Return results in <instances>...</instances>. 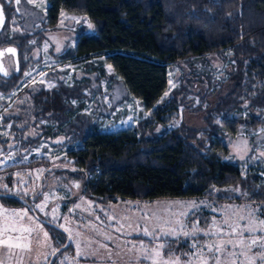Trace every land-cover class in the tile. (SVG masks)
Here are the masks:
<instances>
[{
  "label": "trees",
  "instance_id": "1",
  "mask_svg": "<svg viewBox=\"0 0 264 264\" xmlns=\"http://www.w3.org/2000/svg\"><path fill=\"white\" fill-rule=\"evenodd\" d=\"M0 3L6 18L0 32V49L14 46L18 51V72L13 65L8 78L0 77V92L8 95L26 69L29 59L25 57L29 58L31 48L28 41L35 34L11 33L18 12L2 0ZM47 3L46 28L55 27L61 11L86 16L93 25V34H85L84 28L81 29L74 48L65 58L103 56V63L118 77L114 84L122 93L120 100L136 99L147 114L132 128L107 133L88 116L70 117L74 114L70 101L86 99L84 91L93 90L91 81L70 87L59 83L50 91L40 89L32 95L35 104L41 105L42 116L49 114L51 121L68 132L73 131L74 138L81 143L67 156L73 164L71 175L82 177V197L105 205L119 200L214 197L215 189L238 188L248 201L264 204V185L258 177L252 173L243 175L238 163L225 160L226 139L235 136L242 125L254 129L264 125V0H47ZM226 51L230 52L232 62L224 84L227 92L206 111L204 127L190 128L183 122L177 123L179 106L187 105L190 91L182 85L163 98L169 65L177 60L203 59L209 54L222 57ZM205 74L199 70L194 73L200 79H206ZM94 89L99 92L97 85ZM206 98L200 97L198 110ZM244 109L249 112L245 116ZM33 162L28 167L39 164ZM0 193L16 195L1 190ZM16 196L27 206L12 197H0V202L5 207H19L28 212L33 208L30 198ZM194 216L202 224L208 217L204 213ZM45 226L52 234H63ZM170 244L164 247V254L174 247ZM178 248L188 250L185 243ZM54 263L55 257L51 264Z\"/></svg>",
  "mask_w": 264,
  "mask_h": 264
},
{
  "label": "rangeland",
  "instance_id": "2",
  "mask_svg": "<svg viewBox=\"0 0 264 264\" xmlns=\"http://www.w3.org/2000/svg\"><path fill=\"white\" fill-rule=\"evenodd\" d=\"M2 1L14 7L13 0ZM47 6V0H20L15 8L18 17L10 27L11 33L35 35L28 41L30 55L25 60L29 61L18 85L8 95L0 92V160L6 161L5 164L0 163L1 191L30 198L32 207L43 219L62 231L68 229L65 235L73 238L75 247L79 245L80 249L76 251L84 252L88 264H121L122 260L128 259H135L136 264H145L144 260L149 264L151 259L143 258L144 250L151 253L163 241H167L168 247L170 243L174 245L167 254L163 248L161 255L164 259L179 257L181 264L190 260L198 264L196 258L189 254L208 253L205 245L226 241L234 235L229 225L242 229L250 212L264 221V204L248 201L238 188L215 189L212 192L214 197L119 200L105 205L82 197V177L71 175L73 164L67 156L81 143L74 138L73 131L68 132L51 121L49 114L42 116L41 105L35 104L32 95L40 89L50 91L59 83L70 87L91 81L93 90L84 91L86 99L70 101L74 109L70 117L75 114L88 116L91 121H96L102 132L107 133L132 128L147 114L136 99L127 97L120 100L122 93L114 84L118 77L114 76L109 65L103 63V56L65 58L74 48L82 28L85 34L94 33L92 22L86 16L61 11L55 27L46 28L44 15ZM229 55L230 52L226 51L222 57L209 54L203 59L177 60L169 65L168 85L163 98L182 85L190 91L187 105L179 106L177 123L183 122L190 128L204 127L206 111L212 109L218 98L227 92L224 84L232 64ZM3 62L10 75L14 65L11 57L4 58ZM198 70L207 72L206 79L194 75ZM96 85L99 92L94 89ZM203 95L207 96L206 102L198 110L199 99ZM112 104L115 105L114 110L108 113ZM248 113L247 109L242 112L244 116ZM4 119H7L6 123ZM225 144L228 150L225 160L238 163L243 175L255 174L259 183L264 185V125L257 129L242 125L235 136L225 140ZM33 161L39 164L28 167ZM199 213L208 215L205 224L195 218L194 214ZM8 226L31 229L33 236L39 235L41 244L45 240L43 233L47 232L50 247L41 251L48 253L57 250L66 240L64 234H52L27 209L5 207L0 202V230ZM193 229L196 230L194 235H183V232H192ZM170 230L171 235L162 236ZM19 234V231L11 233L13 236ZM256 236H264V231L256 232ZM244 238L248 239L247 232H244ZM183 243L188 246L187 251L178 248ZM232 251L229 246L225 253L219 255H230ZM259 252L258 247H253L251 254L255 256ZM63 253L55 256L54 264H58ZM50 256L45 258L35 251L26 255L19 249L0 246V264H37L40 261L47 264ZM208 264H216V261L209 256ZM255 264H260L259 260Z\"/></svg>",
  "mask_w": 264,
  "mask_h": 264
},
{
  "label": "snow or ice",
  "instance_id": "3",
  "mask_svg": "<svg viewBox=\"0 0 264 264\" xmlns=\"http://www.w3.org/2000/svg\"><path fill=\"white\" fill-rule=\"evenodd\" d=\"M16 2L19 3L20 0H16ZM91 27L92 25L89 24V28ZM7 51L13 54L15 53V50L11 48L7 49ZM0 55H2V53H0ZM4 74L7 75L6 72ZM26 75H30V73H27ZM229 227L234 235H230L226 241H223L221 243H213L211 245H205V247H208V253L199 251L190 253L189 255L194 256L198 264H208L209 256L212 260L216 261V264H222V262L223 264H255L257 260H259L260 264H264V236H256V232L264 231V221H261L259 217L254 214V212H250L247 217V224L242 229L233 227L232 225H229ZM64 230L66 232L68 231V229ZM13 231H19L20 234L13 236L11 235ZM195 231V229H193L192 232L185 231L183 232V235H194ZM244 232L248 233L247 240H245L244 238ZM145 234H147V231ZM171 234L172 232L170 230L168 232L162 233V236ZM205 235H208V233H205ZM0 236L4 237L3 239H0V246L7 247L10 250L19 249L26 255H30L35 251L47 258L49 254L55 255L56 252V249H53L51 253L41 251V249L44 247H50V244L47 240V232L43 233V236L45 238L43 244H41L39 235L33 236L32 231L29 228H24L21 230L11 226L4 227L2 230H0ZM30 237L31 240L29 239ZM69 239L73 238L70 236ZM153 239L157 238L153 236ZM57 243H59V241H57ZM33 245L35 246L33 247ZM166 246H168L167 241H163L161 243H158L151 253H149L148 250L145 249L143 252V258L151 259L152 264H181L179 257H170L168 259H164L162 257L161 252ZM229 246H231V248L233 249L230 255H219L220 253H225ZM193 247L197 248L198 246L193 245ZM253 247H258L260 249V252L255 256L251 254ZM77 248L79 249V245H77ZM77 255L83 256L84 252L78 251ZM241 257H243V259H241ZM64 260L69 261V264H71V261L68 257H64ZM62 264H64V261H62ZM187 264H194V261L190 260L187 262Z\"/></svg>",
  "mask_w": 264,
  "mask_h": 264
},
{
  "label": "water",
  "instance_id": "4",
  "mask_svg": "<svg viewBox=\"0 0 264 264\" xmlns=\"http://www.w3.org/2000/svg\"><path fill=\"white\" fill-rule=\"evenodd\" d=\"M17 4H18V3L16 2V0H13L14 8H16ZM5 20H6V18H5L4 12H3V6H2V4L0 3V32H1L2 29H3V26H4V24H5ZM9 48L14 49V50H15V53L13 54V53L8 52L7 49H9ZM0 53H2V55H0V77H5V76H6V75L4 74V73L6 72V68H5L4 64H3V58H4L5 56H11V57H12V60H13L14 66H15V71L18 72L19 67H18V51H17V49H16L14 46H7V47H5L4 49H0ZM42 190H43V188H41V191H42ZM0 197H12V198L17 199L18 201H20L23 205L27 206L26 202H25L22 198H20V197H18V196H16V195H8V194H2V193H0ZM29 212L31 213V215H32L34 218H36L37 220H39V221H40L41 223H43L44 225H48V226H51V227H53V228H55V229H57V230H59V231H62V230L59 229L58 227H55V225H54L53 223H51V222H49V221H47V220L41 219V218L36 214V212H35V210H34L33 208H29ZM62 232H64V231H62ZM64 234H65V232H64ZM69 244H70V239H69L68 236L66 235V241H65L64 245H62L61 247H59V248L56 250L55 255L50 256V258H49L47 264H51L53 258H54V257H55L60 251H62L63 249H65Z\"/></svg>",
  "mask_w": 264,
  "mask_h": 264
},
{
  "label": "crops",
  "instance_id": "5",
  "mask_svg": "<svg viewBox=\"0 0 264 264\" xmlns=\"http://www.w3.org/2000/svg\"><path fill=\"white\" fill-rule=\"evenodd\" d=\"M64 232H63V234H64ZM65 237H66V235H65ZM67 247H69V248L66 251H64V253L62 254L61 258L59 259L58 264H62V261H64V264H69V261H65L64 257H68L70 259V261H71V264H88V259L86 258L85 255H83V256H78L77 255L76 249H78V248H77V245L75 247L72 244V239L70 240V244ZM79 249H80V247H79ZM143 262L145 264L147 263V261H145V260ZM41 263L42 262L40 261L37 264H41ZM132 263L136 264V260L135 259L134 260L128 259V260H122L121 261V264H132ZM149 264H152L151 260L149 261Z\"/></svg>",
  "mask_w": 264,
  "mask_h": 264
},
{
  "label": "flooded vegetation",
  "instance_id": "6",
  "mask_svg": "<svg viewBox=\"0 0 264 264\" xmlns=\"http://www.w3.org/2000/svg\"><path fill=\"white\" fill-rule=\"evenodd\" d=\"M6 57H11V56H5L4 58H6ZM4 58H3V60H4ZM11 59H12V57H11ZM13 61V60H12ZM3 64H4V62H3ZM4 66H5V64H4ZM5 68H6V73H7V75L4 77V78H8L9 77V70H8V67H6L5 66Z\"/></svg>",
  "mask_w": 264,
  "mask_h": 264
},
{
  "label": "built area",
  "instance_id": "7",
  "mask_svg": "<svg viewBox=\"0 0 264 264\" xmlns=\"http://www.w3.org/2000/svg\"><path fill=\"white\" fill-rule=\"evenodd\" d=\"M0 163L5 164L6 161H5L4 159H1V160H0Z\"/></svg>",
  "mask_w": 264,
  "mask_h": 264
}]
</instances>
